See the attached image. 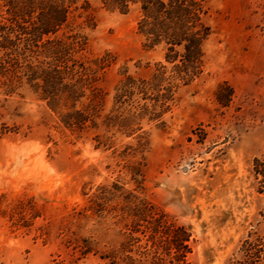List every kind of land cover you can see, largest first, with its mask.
Returning <instances> with one entry per match:
<instances>
[{"label": "rangeland", "instance_id": "obj_1", "mask_svg": "<svg viewBox=\"0 0 264 264\" xmlns=\"http://www.w3.org/2000/svg\"><path fill=\"white\" fill-rule=\"evenodd\" d=\"M64 1L0 0V264H264V0Z\"/></svg>", "mask_w": 264, "mask_h": 264}, {"label": "trees", "instance_id": "obj_2", "mask_svg": "<svg viewBox=\"0 0 264 264\" xmlns=\"http://www.w3.org/2000/svg\"><path fill=\"white\" fill-rule=\"evenodd\" d=\"M147 4H154V3H161L162 9H164L168 14L172 13L174 11L180 12L184 10L188 13L192 12L193 9V0H147ZM202 8L205 9L206 0H202ZM42 4L44 6H42ZM34 7V5L32 4ZM38 6V5H37ZM41 8L42 11L40 13V16L38 17V21H36L34 24H36L38 31H40L41 34L47 33L51 30H55L62 26L65 21L67 20L68 13H69V7L66 6L64 0H51V3L49 4L46 2V0H41ZM202 9L203 16L207 14V10ZM21 25V24H20ZM19 25V26H20ZM204 25V29L202 30L198 39V46H200L199 51H197L202 57L203 54V42L206 39V37L210 33V26L206 24ZM186 40L190 39L188 37L185 38ZM63 82V81H62ZM158 225L155 228L156 232H159ZM163 235H166L170 238L169 240V254L170 252L175 249L177 251L176 253V259L178 260H184L186 261V257L188 256V252L190 251V244L188 241L190 240L191 233L188 230L186 226L178 227L177 229H173L169 227L168 229H164L162 231Z\"/></svg>", "mask_w": 264, "mask_h": 264}]
</instances>
